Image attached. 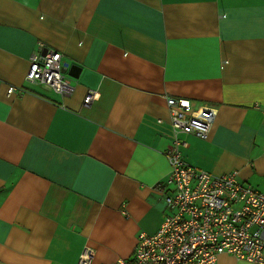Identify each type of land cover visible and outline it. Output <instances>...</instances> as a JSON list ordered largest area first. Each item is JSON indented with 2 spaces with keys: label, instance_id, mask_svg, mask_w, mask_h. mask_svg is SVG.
<instances>
[{
  "label": "crops",
  "instance_id": "crops-1",
  "mask_svg": "<svg viewBox=\"0 0 264 264\" xmlns=\"http://www.w3.org/2000/svg\"><path fill=\"white\" fill-rule=\"evenodd\" d=\"M50 49L68 96L26 79ZM168 96L217 110L206 140L170 125ZM176 137L193 166L264 189V0H0V264L129 257L162 221Z\"/></svg>",
  "mask_w": 264,
  "mask_h": 264
},
{
  "label": "built area",
  "instance_id": "built-area-1",
  "mask_svg": "<svg viewBox=\"0 0 264 264\" xmlns=\"http://www.w3.org/2000/svg\"><path fill=\"white\" fill-rule=\"evenodd\" d=\"M57 50L32 53L26 79L68 96L74 91L62 71ZM7 88V95L17 92ZM95 96L88 89L83 104ZM170 125L186 134L206 140L217 116L211 106L193 107L187 98H166ZM187 141L176 137L165 150L169 172L154 189L163 194L165 213L156 232L138 234L129 257L101 264H217L219 255L264 264V189L240 181L236 172L213 175L187 162L182 150ZM88 246L76 264H90Z\"/></svg>",
  "mask_w": 264,
  "mask_h": 264
},
{
  "label": "water",
  "instance_id": "water-1",
  "mask_svg": "<svg viewBox=\"0 0 264 264\" xmlns=\"http://www.w3.org/2000/svg\"><path fill=\"white\" fill-rule=\"evenodd\" d=\"M74 70H79V69H77V67L73 66V67L69 70V72H68L67 74H68L69 76H71V77H77V74L74 73Z\"/></svg>",
  "mask_w": 264,
  "mask_h": 264
},
{
  "label": "rangeland",
  "instance_id": "rangeland-1",
  "mask_svg": "<svg viewBox=\"0 0 264 264\" xmlns=\"http://www.w3.org/2000/svg\"><path fill=\"white\" fill-rule=\"evenodd\" d=\"M62 71H64V69H62ZM137 237H138V235H137ZM136 241H137V238H136Z\"/></svg>",
  "mask_w": 264,
  "mask_h": 264
}]
</instances>
